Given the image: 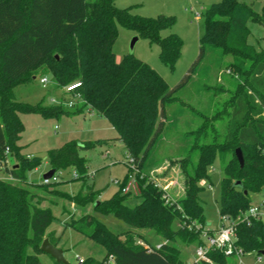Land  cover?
<instances>
[{
  "label": "trees",
  "instance_id": "1",
  "mask_svg": "<svg viewBox=\"0 0 264 264\" xmlns=\"http://www.w3.org/2000/svg\"><path fill=\"white\" fill-rule=\"evenodd\" d=\"M250 21L262 23V17L244 0H220L205 9L197 59L177 86L188 81L210 49L223 58H232L225 70L238 80L227 102L223 141L212 134L207 142L198 140L192 145L197 153L194 163L192 154L178 160L183 194L167 202L166 190L141 167L160 132L165 104L173 100L174 89H169L160 74L133 54H126L120 61L115 59L113 46L119 24L134 31L138 38L158 45V57L173 70L184 43L176 33L162 36L161 31L171 28L175 17L134 15L129 7H116L114 0H0V172L17 180L0 177V264H41L38 254L43 252L42 241L47 238L55 245L57 240L54 233H46L56 217L50 208L41 206V200L31 190L34 185L26 182L27 172L36 169L41 158L21 153L19 138L24 125L19 113L37 112L45 118H58L85 107L111 123L126 153L133 157L139 168V193L135 196L141 200L126 204L130 195L122 194L121 187L127 174L120 189L94 204L93 210L118 218L128 229L111 231L91 214L76 221L81 226L72 223L74 229L105 250L100 260L85 257L80 264H107L110 256L113 264H183L177 244L203 243L200 231L187 227L193 221L206 225L201 181L212 182L209 168L218 156L224 158L227 154L230 156L222 165L218 213L234 221V243L243 254L260 255L264 250V221L242 217L252 203V195L264 190V46L256 48L247 40ZM37 72L52 77L57 89L79 81L76 91L81 98L74 108L62 103L45 105L40 101L33 105L17 101L13 88L32 81ZM205 128L202 124L195 133L206 138ZM103 141L107 140H71L51 148L46 153L50 170L69 167L85 173L86 158L79 151ZM238 147L243 153L242 167L235 157ZM12 157L16 162L8 165ZM96 195L90 189L83 196L79 193L64 197L84 206L95 203ZM176 221L180 226L175 229ZM147 228L164 239L159 248L137 243L141 234L136 230ZM228 257L218 249H210L211 262L200 264H228ZM54 264L63 263L54 260Z\"/></svg>",
  "mask_w": 264,
  "mask_h": 264
},
{
  "label": "rangeland",
  "instance_id": "2",
  "mask_svg": "<svg viewBox=\"0 0 264 264\" xmlns=\"http://www.w3.org/2000/svg\"><path fill=\"white\" fill-rule=\"evenodd\" d=\"M220 0H114L116 7L125 9L130 8V12L138 16L156 17L159 14L174 16L175 22L171 28L161 31L162 36L172 32L180 36L183 44L180 58L176 62L173 70L164 65L160 58L159 46L150 44L145 38H137L135 45L131 48V40L137 36L134 31L123 28L119 24L118 37L114 42L113 51L115 58L121 60L128 53L133 54L137 59L143 60L160 74L167 82L169 89H174L173 100L165 105V113L161 117L163 122L160 132L157 134L153 145L148 151L142 172L156 183L160 188L168 185L166 192L169 198L179 199L183 194V174L178 160L188 155L193 156V163L197 158L196 151L192 145L200 140L207 142L216 135L219 142L225 137L226 126L228 123L227 105L230 95L235 91L237 77L225 70L226 65L231 61L230 56L221 57L218 52L208 50L204 59L197 64L194 71L186 83L177 86L187 74L190 65L197 59L199 53V38L204 31L205 9L212 3ZM262 17V23L255 21L248 22L250 35L249 43L256 48L264 46V0H244ZM41 74L37 72L35 78L24 84H19L13 88V93L17 101L35 104L40 101L45 105L60 104L58 101H65L70 98L69 94H64L54 85V81L49 75V82L43 86L40 82ZM177 86V87H176ZM53 98L54 102L50 99ZM64 106V105H63ZM65 107V106H64ZM19 117L24 129L20 134L19 144L21 153L30 157L39 156L41 164L36 170L28 171L26 182L33 184L30 186L37 199L44 197L50 203H41L42 207H49L55 219L51 228L58 231L55 245L63 249V255L68 264H80L75 256L82 258L93 257L98 260L105 253L103 247L95 244L86 234H83L71 225L81 218L84 214H91L99 221L104 222L107 227L114 232L128 229V226L118 218L111 215L96 213L93 205L99 201L109 198L114 192L120 189V184L128 174V153H126L121 142L114 141L117 135L111 123L103 116H90L86 112L77 114H65L58 118H45L41 114L20 112ZM205 125L206 138L195 133V131ZM194 131V132H193ZM107 140L98 143L92 148L82 149L79 154L86 158L87 171L83 174L78 173L77 178H73L74 169H59L60 180L48 184L41 183V180L50 170L47 160V151L51 148L63 146L67 141H97ZM113 140V141H112ZM230 154L224 158L217 157L213 165L209 168L211 183L201 181L204 190L200 193L202 198L203 213L206 218V227L215 228L221 224L219 209L220 179L223 176V162ZM16 162L15 158H10L8 165ZM192 166H189L190 171ZM139 170V168H138ZM1 178L10 177L8 174L0 172ZM16 182L17 180H12ZM21 182V181H20ZM18 182V183H20ZM23 183V182H21ZM31 184V185H32ZM41 185V186H40ZM46 187H48L46 189ZM92 189L97 193L95 203H88L84 206L77 205L73 201L75 208L72 210L71 203L66 195L83 196L88 190ZM72 193V194H71ZM264 199V193L252 195V201ZM140 197L131 195L126 199L127 205H134L140 202ZM65 222V226L61 222ZM76 225H80V222ZM178 227V221L173 228ZM84 229H89L84 226ZM141 234L138 241H143L149 246H157L163 243L164 239L158 236L151 229L136 230ZM181 248V256L184 262L190 261L193 256L195 245H184L178 243ZM41 264H54V259L45 252L38 254ZM254 254L241 256V261L234 257H228V264H264V256L260 260ZM110 257L107 264H113Z\"/></svg>",
  "mask_w": 264,
  "mask_h": 264
},
{
  "label": "built area",
  "instance_id": "3",
  "mask_svg": "<svg viewBox=\"0 0 264 264\" xmlns=\"http://www.w3.org/2000/svg\"><path fill=\"white\" fill-rule=\"evenodd\" d=\"M50 77V76H49ZM52 78V77H51ZM49 79L47 75H42L40 78V82L43 86H45ZM79 81H74L72 83L64 85V87L61 88V91L65 94H69L70 98L63 101L60 99L58 103H62L64 106L69 108H74L75 104L78 100H80L81 96L76 91L80 87ZM51 102H54V99H50ZM127 168H130L129 173L127 175V179L124 183V185L121 187V193L125 195H138L139 193V184H137L136 174L138 171L137 165L133 159V157H128V165ZM60 171H54L51 175V177L46 178L43 177L41 180L42 184L48 185L52 184V182H56L60 180ZM78 172L76 170L73 171L72 177L77 178ZM12 180V177H8ZM168 185L163 186L162 188L166 190ZM264 193V190L262 191ZM167 193V192H166ZM165 193L164 197L168 198L166 201L170 199L169 196ZM179 207V206H178ZM71 209H74V203H71ZM242 217L245 220L249 219H259L264 221V199L255 201L250 204V206L242 213ZM220 221L221 224L215 228L202 226L201 224L197 223L196 221H193L187 225V227L197 229L200 231L201 239L203 243L199 245H195L194 253L190 261L184 262L183 264H200L201 262L210 263L211 260L208 258V252L210 249H218L219 251L223 252L224 255H228L231 257H234L236 259H239L241 261V256L243 254V250L238 248L235 245L236 240V228L234 226V221L229 218L227 215L221 216L220 215ZM178 226H180V222L178 221ZM138 244L144 246V247H150L149 244H145L143 241H138ZM157 248L160 247V245L156 246ZM263 255H257V259L260 260ZM76 260L81 263L83 262L84 258H82L80 255L75 256ZM112 256H110V260H112Z\"/></svg>",
  "mask_w": 264,
  "mask_h": 264
},
{
  "label": "water",
  "instance_id": "4",
  "mask_svg": "<svg viewBox=\"0 0 264 264\" xmlns=\"http://www.w3.org/2000/svg\"><path fill=\"white\" fill-rule=\"evenodd\" d=\"M137 36H134L131 40V48L134 47L135 45V41L137 40ZM264 39V37H263ZM235 157L239 163V165L242 167L243 166V153H242V149H240V147L235 149ZM54 172V170H49V172H47L46 174H44L43 177L49 178L51 177L52 173ZM245 192V191H244ZM40 249L47 253L48 255L51 256L52 259L56 260L57 262H61L63 264H68V262L65 260L64 255H63V249L56 247V245H52L47 238H45L41 245H40ZM261 255L264 256V250H262L260 252Z\"/></svg>",
  "mask_w": 264,
  "mask_h": 264
},
{
  "label": "crops",
  "instance_id": "5",
  "mask_svg": "<svg viewBox=\"0 0 264 264\" xmlns=\"http://www.w3.org/2000/svg\"><path fill=\"white\" fill-rule=\"evenodd\" d=\"M115 59H117V58H115ZM118 61H119V59H117ZM86 112L88 113V115H90V116H100V115H98L97 114V112H94V111H92L89 107H85L83 110H81V112H77V113H83V115L84 114H86ZM77 113H75V114H77ZM117 136V135H116ZM115 136V138H113V140L114 141H117V142H121L119 139H117V137ZM112 140V141H113ZM108 142V141H107ZM122 143V142H121ZM123 144V143H122ZM25 156H28V157H30L29 155H25ZM34 170H36V169H34ZM32 184V183H31ZM72 194V193H71ZM177 196L178 197H180V192H177ZM52 202H55V201H52ZM51 201H48L45 197L43 198V199H41V203H48L49 205H50V203H52ZM56 203V202H55ZM70 203H72L71 201H70ZM47 208H49V207H47ZM74 208H75V206H74ZM70 209L71 208H69V211H70ZM55 216V215H54ZM61 222L63 223V225L65 226V222L63 221V220H61ZM51 226V225H50ZM48 227L47 228V230H46V233H54V236L55 237H57L58 236V231H57V229L56 228H51V227Z\"/></svg>",
  "mask_w": 264,
  "mask_h": 264
}]
</instances>
